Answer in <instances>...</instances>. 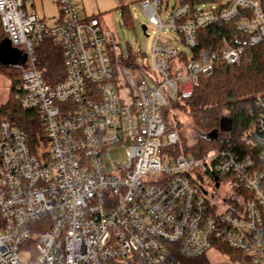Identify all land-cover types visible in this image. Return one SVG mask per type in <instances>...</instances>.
I'll return each mask as SVG.
<instances>
[{
	"label": "built area",
	"instance_id": "built-area-1",
	"mask_svg": "<svg viewBox=\"0 0 264 264\" xmlns=\"http://www.w3.org/2000/svg\"><path fill=\"white\" fill-rule=\"evenodd\" d=\"M227 4L193 16L178 6L163 20L161 0L140 2L155 30L148 86L121 64L113 36L81 17L77 0H56L52 27L40 22L32 2L0 0L3 34L25 59L20 106L38 113L50 147L32 154L23 130L0 122V264H185L221 254L212 244L220 242L239 257L215 264H264V169L228 151L163 155L179 140L166 135L161 113L168 103L190 99L217 63H240L242 50L227 44L219 55L195 57V33L233 22L249 47L264 42L260 4ZM46 41L65 64L66 80L54 87L33 57ZM257 101L264 135V104ZM240 143L252 145L244 137ZM118 149L125 164L116 168ZM236 184L248 199L233 193L230 208L221 192ZM37 229L47 230L31 246Z\"/></svg>",
	"mask_w": 264,
	"mask_h": 264
},
{
	"label": "trees",
	"instance_id": "trees-1",
	"mask_svg": "<svg viewBox=\"0 0 264 264\" xmlns=\"http://www.w3.org/2000/svg\"><path fill=\"white\" fill-rule=\"evenodd\" d=\"M19 1L27 3L38 0ZM228 1L176 0L172 11L177 6H187L189 15L193 16L201 7H226ZM255 1L260 4L264 17V0ZM118 12L120 13L121 27L134 30V15L131 9L128 6H122L118 9ZM242 16L240 15L236 21ZM171 39L176 44L173 36H171ZM248 39L236 30L233 22L229 24L217 23L195 33L196 49L192 52L195 57L202 53L219 55L223 50V46L227 44L233 49L242 50L240 63L234 66H227L222 62L217 63L213 76L207 79L200 78L199 86L190 99L168 103L161 113L166 135L175 133L179 140L176 145L164 148L163 155L201 158L210 152L228 151L240 161L245 160V158L251 159L255 169L257 167L258 169H264V135L261 134V129H258V119L262 114V110L257 106V100H261V103L264 104V42L255 47H249ZM6 45V38L0 24V53L4 52ZM33 57L45 84L54 87L66 80L62 52L50 41L35 47ZM120 61L121 64L135 71L141 81H145L144 76L136 68L134 57L124 60L121 57ZM22 68L23 65H21V59L19 58L14 67L0 65V122L6 119L10 125L22 129L31 153L36 154L38 146L46 145V137L38 113L24 111L20 106L19 90L23 73ZM151 76L152 74L147 73L145 78L149 80ZM181 115L189 119L197 132L198 139L192 146H187L182 136V126L177 118ZM253 129L256 132L252 136L251 131ZM243 137L248 141H252V145L240 143ZM259 186L264 192V180ZM234 187L233 193L238 194L243 199H248V195L243 188L237 184ZM234 199L233 196V203H235ZM233 205H236V203ZM235 210H239V208H235ZM40 223L35 224V226L37 227ZM46 230L37 229L33 233L34 236L29 245H34L35 235L38 236ZM212 244L223 256L229 258L238 256V252L233 251L221 242ZM185 264L208 263L205 259H201L190 263L185 262Z\"/></svg>",
	"mask_w": 264,
	"mask_h": 264
},
{
	"label": "rangeland",
	"instance_id": "rangeland-1",
	"mask_svg": "<svg viewBox=\"0 0 264 264\" xmlns=\"http://www.w3.org/2000/svg\"><path fill=\"white\" fill-rule=\"evenodd\" d=\"M80 6L84 9L86 15L88 17L96 18L102 27V29L113 36L115 39L117 46L119 48V54L123 59H128L130 57L135 58L136 68H138L139 72L144 76L146 84L151 86L148 79H146V75L152 74V66H151V50L152 44L154 42L153 32L155 30L149 26L147 19L144 17L143 12L140 7V2L142 0H78ZM33 3L34 11L38 18H44L43 23L48 27L50 24H47L48 18H57L58 9L53 6L54 0H38ZM176 3V0H162V10L161 17L165 18V16L172 11ZM128 6L132 14L134 15V23L135 29H124L121 27L119 18L120 13L117 11L118 7ZM178 7V6H177ZM211 6H204L201 8H209ZM200 9V8H199ZM81 17L82 13L80 12ZM144 26L147 28L146 36L143 35L141 31V27ZM178 48L181 49L182 53H187L185 49L176 44ZM188 54V53H187ZM137 80L141 82L140 77L136 73ZM6 92V91H5ZM1 99V96H0ZM182 126V136L185 139V143L187 146H192L197 141L198 136L196 130L193 128V125L185 116L177 117ZM45 152H48L50 147L48 144L43 146ZM124 149H118L113 152V162L116 168L121 167L125 164ZM219 151L210 152L212 154L217 153ZM233 190V189H232ZM223 189L221 192L223 196L228 197V201L230 203V208H232L233 202V192ZM220 197L219 193H217ZM237 257H232V259H236ZM208 264H215L220 262H229L231 263V259L228 256H223L222 254H215L213 252H209L205 258ZM26 262V260H25Z\"/></svg>",
	"mask_w": 264,
	"mask_h": 264
},
{
	"label": "water",
	"instance_id": "water-1",
	"mask_svg": "<svg viewBox=\"0 0 264 264\" xmlns=\"http://www.w3.org/2000/svg\"><path fill=\"white\" fill-rule=\"evenodd\" d=\"M141 31H142L143 35L146 36L147 28L142 26L141 27ZM6 43L8 44L7 41H6ZM12 53H17V51L13 49ZM12 53H9L7 51H4V52L0 53V65L1 66H10V65H12V63H11V61H12ZM24 64H25V59L23 58L21 60V65H24Z\"/></svg>",
	"mask_w": 264,
	"mask_h": 264
},
{
	"label": "crops",
	"instance_id": "crops-1",
	"mask_svg": "<svg viewBox=\"0 0 264 264\" xmlns=\"http://www.w3.org/2000/svg\"><path fill=\"white\" fill-rule=\"evenodd\" d=\"M79 3V1L77 0V4ZM53 4V6H55L56 8H57V5H56V0H54V3H52ZM78 6H79V10H80V12L82 13V18H84V19H95L98 23H99V26H100V29L103 31V32H105L103 29H102V27H101V25H100V22L96 19V18H94V17H88L87 15H86V13H85V11H84V9L80 6V4H78ZM125 6V5H124ZM122 7V6H121ZM121 7H118V9L119 8H121ZM58 9V8H57ZM118 9H117V11H118ZM35 12V11H34ZM57 13H59V11H57ZM37 17H38V15H37ZM59 19V14H58V17L57 18H48L47 19V24H50V26H52V25H54V23L57 21ZM39 20H40V22L42 23V24H44L43 23V20H44V18H40L39 17ZM105 33H107V32H105Z\"/></svg>",
	"mask_w": 264,
	"mask_h": 264
},
{
	"label": "flooded vegetation",
	"instance_id": "flooded-vegetation-1",
	"mask_svg": "<svg viewBox=\"0 0 264 264\" xmlns=\"http://www.w3.org/2000/svg\"><path fill=\"white\" fill-rule=\"evenodd\" d=\"M4 51H7L9 53H12L13 52V48L9 44H7L5 46V48H4ZM17 62H18V55H17V53H12V61H11L12 65H10V66L14 67L17 64Z\"/></svg>",
	"mask_w": 264,
	"mask_h": 264
}]
</instances>
